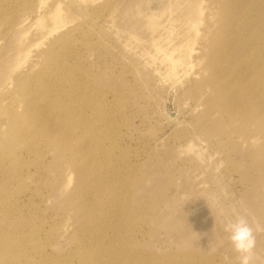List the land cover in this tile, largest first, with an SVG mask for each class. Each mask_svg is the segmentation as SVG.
I'll return each mask as SVG.
<instances>
[{"label":"rangeland","instance_id":"obj_1","mask_svg":"<svg viewBox=\"0 0 264 264\" xmlns=\"http://www.w3.org/2000/svg\"><path fill=\"white\" fill-rule=\"evenodd\" d=\"M33 1L0 0V93L12 98L0 111V225L37 233L24 237L36 257L26 262L46 245L64 256L48 264H238L222 225L247 213L264 264V132L198 103L182 67L174 75L163 60L191 39L195 0H64L69 24L45 43L70 39L45 68L52 102L40 99L52 120L60 110L78 118L62 131L41 112L29 123L16 99L18 77L37 75L32 57L12 70L19 35L39 42L34 21L55 3L38 12ZM87 201L90 218L78 209ZM118 248L128 254L120 263Z\"/></svg>","mask_w":264,"mask_h":264},{"label":"bare ground","instance_id":"obj_2","mask_svg":"<svg viewBox=\"0 0 264 264\" xmlns=\"http://www.w3.org/2000/svg\"><path fill=\"white\" fill-rule=\"evenodd\" d=\"M84 1L93 2V0ZM47 2L48 0H34L35 9L33 6L31 9L40 12ZM63 3L64 0H55L49 10H44V13H39L37 16L33 26H36V30L41 34L39 42H31L27 38L29 31L26 33L23 32L26 30H23L20 33L17 57L15 56L16 64L14 63L12 67L16 72L32 57L29 72L37 71V75L25 77V74H22L18 77L14 89L16 99H21L25 105L22 117L27 118L30 123L37 116V112H41V121L50 126L61 124L60 131L66 126L76 129L80 124L78 118L72 112L60 110L66 115L62 119L52 120L51 111L45 107L42 109L40 99L52 102L51 83L48 85L46 80L50 75H47L45 68L50 60H54L60 46L70 39L66 36L67 33L49 44L45 43L69 24ZM193 10L190 23L192 37L190 36L191 39L187 42L184 52L177 57L173 53H166L163 60L170 63V71L174 75L177 68L182 67L191 82L189 86L191 90L199 92L196 99L198 103L204 99L211 100L213 104L232 115L250 133L264 132V0H195ZM204 12L206 19L202 18ZM204 20L206 28L202 30L200 25ZM24 21L17 23L16 27L23 28ZM197 38L201 42L198 41V45H195ZM44 45H46L44 50L37 51ZM9 92L3 90L0 93V111L5 113L6 109L2 105L11 101ZM34 95H36L35 101L30 99ZM68 121L71 124H68ZM19 136L22 134L19 133ZM71 137L81 136L76 133V135L71 134ZM191 141L194 142L193 138ZM186 148L192 150L193 143H189ZM196 155V161L201 163L203 159L200 154L196 153ZM70 180L71 177L68 183ZM92 208L91 201H87L78 209L80 213L84 211L85 216L90 218ZM2 225H6L9 231L6 234L0 233V264H28L26 260L30 256L35 259L36 257L27 250L24 237H34L37 233L33 230L28 233L29 228L22 223L11 225L2 223L0 229ZM111 246V244L104 246L103 251L106 252V248ZM35 254L40 256L41 260L34 264H48L51 260L64 257L49 252L46 245H37ZM126 254L118 248L115 262L120 263L122 256Z\"/></svg>","mask_w":264,"mask_h":264},{"label":"clouds","instance_id":"obj_3","mask_svg":"<svg viewBox=\"0 0 264 264\" xmlns=\"http://www.w3.org/2000/svg\"><path fill=\"white\" fill-rule=\"evenodd\" d=\"M222 228L226 234L227 242L236 254L238 264H255V261L259 258L256 253V233L260 229L253 226L249 214H235L226 218ZM215 250L212 249V251Z\"/></svg>","mask_w":264,"mask_h":264}]
</instances>
